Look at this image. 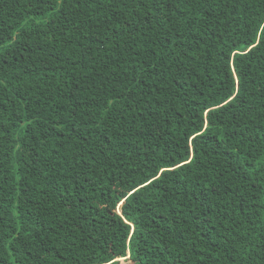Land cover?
Returning a JSON list of instances; mask_svg holds the SVG:
<instances>
[{
	"label": "trees",
	"instance_id": "1",
	"mask_svg": "<svg viewBox=\"0 0 264 264\" xmlns=\"http://www.w3.org/2000/svg\"><path fill=\"white\" fill-rule=\"evenodd\" d=\"M113 251L264 264V0H0V264Z\"/></svg>",
	"mask_w": 264,
	"mask_h": 264
},
{
	"label": "snow or ice",
	"instance_id": "2",
	"mask_svg": "<svg viewBox=\"0 0 264 264\" xmlns=\"http://www.w3.org/2000/svg\"><path fill=\"white\" fill-rule=\"evenodd\" d=\"M121 203H123V202H121ZM119 207V206H118ZM112 255L113 256H116V260H110L109 261V264H117V261H120V260H122V259H124V260H126V259H128L127 257H121L119 254H117L116 252H112Z\"/></svg>",
	"mask_w": 264,
	"mask_h": 264
}]
</instances>
